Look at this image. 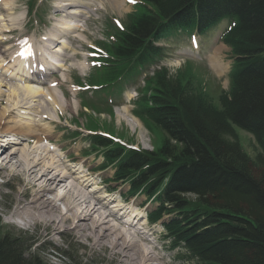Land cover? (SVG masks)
<instances>
[{
	"label": "trees",
	"instance_id": "obj_1",
	"mask_svg": "<svg viewBox=\"0 0 264 264\" xmlns=\"http://www.w3.org/2000/svg\"><path fill=\"white\" fill-rule=\"evenodd\" d=\"M139 1L122 30L109 28L107 59L92 84L110 86L145 70L161 58L155 44L170 31L203 36L226 21L220 42L230 51L228 90L215 105L189 63L174 75L155 71L133 115L161 134V146L134 151L91 135V149L103 158L99 169L113 167L111 182L127 184L126 197L154 204L148 223H161L182 260L264 264V0ZM235 129L255 140L254 159ZM19 237L0 229V264H44L24 256L31 247L24 249Z\"/></svg>",
	"mask_w": 264,
	"mask_h": 264
},
{
	"label": "rangeland",
	"instance_id": "obj_2",
	"mask_svg": "<svg viewBox=\"0 0 264 264\" xmlns=\"http://www.w3.org/2000/svg\"><path fill=\"white\" fill-rule=\"evenodd\" d=\"M1 1L0 6L3 7L4 0ZM6 1H9L13 8L8 11L3 7L4 10L0 11V16H2L0 27H3L2 24H4L5 29L9 30L7 33L2 32L0 34V38L3 39L0 40V52L4 53L5 56L15 53L21 46V42L25 44L29 42L35 49H39L43 53L45 47L49 45L46 39L51 32L57 31L55 28H58L60 24L64 26L66 22H69L68 24L73 27L72 30L62 35L64 47L54 43L51 46H56L59 53L48 57L51 64H61L63 68L56 69L49 74L44 84L34 85V87L42 89L44 95L37 98L39 99L38 104L37 100H33L31 105L38 106L40 104V107L45 100L47 107H49V114L46 111L45 119H40L36 113L30 114V116L21 113L18 116L25 118L27 122L30 119L31 124L39 125L43 129L41 133L50 135L44 137L47 140L40 146L48 149L52 156L57 157V161L60 159L71 169L78 170L83 175L88 174L87 177L92 186L87 192L85 191L86 194L95 190L98 192L97 196L105 197V200L110 199L112 203H116L115 205H120L123 210L139 215L138 218L141 221H139L137 228L146 232L144 240L146 238L148 240L145 243L148 247L153 246L155 248V254L160 258L159 263L193 264L180 258L184 254L182 251L169 249L160 225L151 226L145 221L146 214L153 209L154 204H145L142 196L125 197L128 191L127 184L109 183L114 173L113 167L103 172L98 170L102 160L97 154L98 152L95 153L89 148V143L86 140L88 135L86 126L94 125L96 127L98 125L94 131L98 134L109 133L112 137L108 139L115 144L120 143L146 151L160 147L161 134L158 132L151 134L141 121L133 117V102L140 95L146 75H151L158 68H165L170 75H174L186 63L192 66L194 74L199 80L196 79L200 81L207 96L215 105H218L220 91L226 92L228 90L227 75L230 69V51L220 43V36L227 26V22L223 21L203 37L195 35L192 40L188 37L189 31L184 33L169 32V37L159 43V46L163 48V57L152 63V66L148 67L146 71L138 72L136 75L121 81L118 85L114 84L105 90H95L88 81L97 69L94 52L98 50L97 53L103 56V51L99 48L107 41L106 34L109 32L110 26L116 24L124 26L127 23V17L134 12L136 0H131L130 3L123 1L124 6L112 3V0ZM114 1L122 2V0ZM32 9L34 13H30ZM4 18H6V22ZM117 29L122 30L123 27ZM193 42L196 44L194 45ZM52 51L51 54H54ZM214 53H216L215 57L219 63L226 68L223 77L216 76L209 66L208 58ZM9 56L11 57V55ZM10 57H7L8 60ZM78 66L83 67L84 72L83 70L78 71ZM51 67L53 69V66ZM5 75L10 76L9 73ZM49 82L51 83L49 84ZM8 83L11 86H23L17 81H9ZM87 86L89 87L87 88ZM52 87L53 90L50 92L57 96L60 106L62 108L70 107H66L63 111H57L54 101L51 100L49 90L46 91L47 88ZM0 90L3 93L6 92L3 87ZM5 101H7V94L2 98V103ZM82 104L86 105L88 109H84ZM123 110L128 112L127 115L122 113ZM16 112L11 115L12 120H19L16 118ZM10 127L11 124L3 130L1 129L0 132L4 133ZM235 130L243 150L251 159H254L260 151L255 140L252 136L238 129ZM75 132L78 134L74 135ZM4 136L7 135H1V137ZM16 142L17 145L13 147L14 151L24 146L19 140ZM3 153H0V164L5 163L6 156ZM16 163V161L12 162L14 166ZM20 186V181L17 178L9 180L0 177V229L1 232L16 234L20 236L19 238H23L20 243L24 249L31 247L25 252V257H36L44 264H118L111 261L104 251L98 249L91 251L84 247V241L78 238H73L68 234H60L54 236L53 241H51L44 235L43 227L25 229L9 220L15 207L14 198ZM125 198L127 199L125 200ZM131 214L129 213V215ZM126 219L120 221L124 223L127 221ZM139 229L137 230L141 231ZM159 263L156 262L155 264Z\"/></svg>",
	"mask_w": 264,
	"mask_h": 264
},
{
	"label": "bare ground",
	"instance_id": "obj_3",
	"mask_svg": "<svg viewBox=\"0 0 264 264\" xmlns=\"http://www.w3.org/2000/svg\"><path fill=\"white\" fill-rule=\"evenodd\" d=\"M112 3L119 6L125 5L123 1L117 3L112 0ZM2 6L8 11L13 8L6 0L3 1ZM3 7L0 6V11L4 10ZM68 23L66 22L64 26L60 24L58 28L53 27L57 33L49 34L46 39L49 45L45 47L43 53L40 50L35 51L33 47L30 49V54L23 56L15 52L9 54L10 57L0 52V89L3 87L6 90L5 93L0 90V130L11 124V127L4 133L0 132V153L4 152L3 155L6 156L5 163L0 164V177L9 180L17 178L21 184L15 195V207L9 220L25 229L43 227L45 232L43 234L51 241L54 236L60 234L78 238L84 241V247L91 251L97 249L104 251L111 261L118 264L159 263L160 258L155 254V248L148 247L145 243L148 240L147 238L144 240L146 232L137 228L141 221L138 218L139 215L123 210L120 205H115L116 203H112L110 199L109 201L105 200V197L97 196L98 192L95 190L86 194L85 191L87 192L92 186L87 177L88 174L83 175L78 170L71 169L60 159L57 161V157L52 156L48 149L40 146L47 140L44 137L50 135L41 133L43 129L39 125L31 124L30 119L27 122L25 118L18 116L21 113L25 116L36 113L40 119H45L46 111L49 114L47 101L43 100L40 107V104L31 105L33 100H37L38 104L39 99L37 98L44 95V91L34 85L44 84L49 72L51 74L52 69L49 67L48 57L59 53V49L51 45L56 43L64 47L62 35L73 29ZM2 26L0 34L7 33L9 30L5 29L4 24ZM0 40L3 39L0 38ZM51 50L54 54H51ZM215 54L208 58L209 66L216 76L223 77L226 68L219 63ZM7 57H10V60ZM42 66L45 70L41 69ZM51 66L53 70L63 68L61 64ZM77 69L84 72L81 66ZM7 73L10 76L7 77L5 75ZM9 81L20 82L23 86L8 85ZM48 90L57 111L70 107L62 108L57 96L50 92L53 87L47 88L46 91ZM6 94L7 101L2 103V98ZM15 111H17L16 118L19 120L11 119ZM122 113L127 115L128 112L123 110ZM1 135L7 136L1 137ZM17 140L24 146L14 151L13 147L17 145ZM13 161L17 162L15 166L12 164ZM129 213L132 214L129 215ZM121 219L127 221L122 223Z\"/></svg>",
	"mask_w": 264,
	"mask_h": 264
}]
</instances>
